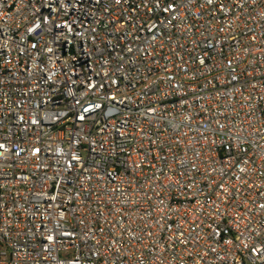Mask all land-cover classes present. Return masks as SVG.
<instances>
[{
    "label": "built area",
    "instance_id": "built-area-1",
    "mask_svg": "<svg viewBox=\"0 0 264 264\" xmlns=\"http://www.w3.org/2000/svg\"><path fill=\"white\" fill-rule=\"evenodd\" d=\"M0 264H264V0H0Z\"/></svg>",
    "mask_w": 264,
    "mask_h": 264
}]
</instances>
